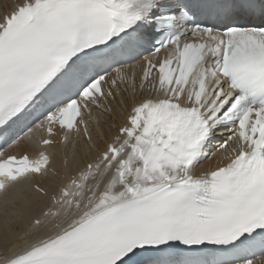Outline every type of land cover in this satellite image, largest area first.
Here are the masks:
<instances>
[{
	"label": "snow or ice",
	"instance_id": "6c2138e0",
	"mask_svg": "<svg viewBox=\"0 0 264 264\" xmlns=\"http://www.w3.org/2000/svg\"><path fill=\"white\" fill-rule=\"evenodd\" d=\"M2 7L0 264H264V0Z\"/></svg>",
	"mask_w": 264,
	"mask_h": 264
}]
</instances>
